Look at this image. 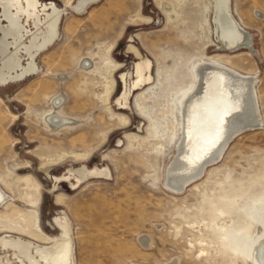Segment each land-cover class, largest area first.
I'll use <instances>...</instances> for the list:
<instances>
[{
    "label": "rangeland",
    "instance_id": "1",
    "mask_svg": "<svg viewBox=\"0 0 264 264\" xmlns=\"http://www.w3.org/2000/svg\"><path fill=\"white\" fill-rule=\"evenodd\" d=\"M39 1L60 11L57 36L34 73L0 83V264H253L264 237V0H229L251 39L234 51L219 47L213 0ZM23 24L27 45L34 29ZM206 61L254 79L262 125L173 192L165 171ZM53 109L67 123L50 127Z\"/></svg>",
    "mask_w": 264,
    "mask_h": 264
},
{
    "label": "bare ground",
    "instance_id": "2",
    "mask_svg": "<svg viewBox=\"0 0 264 264\" xmlns=\"http://www.w3.org/2000/svg\"><path fill=\"white\" fill-rule=\"evenodd\" d=\"M24 1L26 14L28 8H35V1ZM94 1L80 0L76 7L85 8ZM213 1L219 47L228 51L241 48L251 50L250 35L244 32L229 14V0ZM12 3L16 4V13L10 18V26L6 32L11 37L15 36L19 30L17 15L22 13L20 3L19 0L0 1L2 7L6 9ZM50 18L52 21L56 19V13L53 12ZM7 64L10 65L11 62L8 60ZM114 67L115 65L111 66L112 69ZM253 84L254 79L250 75L241 74L219 63L206 61L198 66L194 88L185 98L182 106L181 139L177 143L176 155L165 171L164 185L169 190L183 191L200 178L207 166L219 160L227 144L237 134L262 125ZM108 90L105 94H108ZM59 115L53 109L48 116L46 115V123L50 127L67 123ZM5 198L6 196L0 190V204ZM20 219L26 224L27 222L30 224L33 220L37 221L36 218L32 220L29 215L23 213L20 214ZM37 229H39L38 226ZM25 232L32 233L29 227ZM70 247L69 242L68 252ZM40 257L45 258L43 255ZM64 258V255L61 257L56 255L53 260L47 257L44 263L52 261L53 264H64ZM250 260L253 264H264V237L251 249ZM169 264L176 263L173 261Z\"/></svg>",
    "mask_w": 264,
    "mask_h": 264
},
{
    "label": "flooded vegetation",
    "instance_id": "3",
    "mask_svg": "<svg viewBox=\"0 0 264 264\" xmlns=\"http://www.w3.org/2000/svg\"><path fill=\"white\" fill-rule=\"evenodd\" d=\"M34 1L35 8H28L25 14L24 10L26 8V3L24 0H19L20 10L22 12L17 15L19 30L18 33L12 37L6 32L10 26V18L16 13V4L12 3L7 9L3 8L0 4V54L7 53L6 58H4L0 64V83H5L16 78L19 79L34 73L37 70L35 56L51 45L57 36L60 11L56 9L52 2L42 3L39 0ZM53 12L56 13V19L52 21L50 17ZM32 13L34 14L33 16ZM4 21L6 25L1 24V22ZM23 21L34 29V31L30 33V40L27 45L21 43L24 34L27 33ZM52 37H54V39H52ZM8 38H10L12 42H8ZM10 48H12V51H10ZM22 51L29 57V62L26 67L21 64L19 54L22 53ZM8 60L11 62L10 65L7 64ZM18 70H20L19 73H17ZM12 73H14V75Z\"/></svg>",
    "mask_w": 264,
    "mask_h": 264
}]
</instances>
